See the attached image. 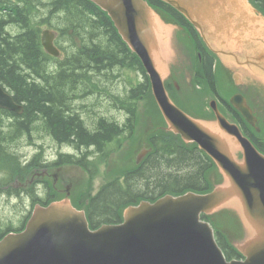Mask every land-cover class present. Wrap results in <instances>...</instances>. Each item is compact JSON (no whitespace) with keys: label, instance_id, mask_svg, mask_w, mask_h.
Segmentation results:
<instances>
[{"label":"trees","instance_id":"obj_1","mask_svg":"<svg viewBox=\"0 0 264 264\" xmlns=\"http://www.w3.org/2000/svg\"><path fill=\"white\" fill-rule=\"evenodd\" d=\"M152 1H148L152 6L185 23L169 5ZM256 1L262 9L264 0ZM44 22L57 24L61 38L69 42L64 46L65 58L44 51L40 27ZM213 67V59L205 56L197 80L215 92ZM125 68L142 73L143 81L133 85L124 80ZM0 84L24 107L22 114L0 108V197L16 200L20 208L26 205L23 201L33 206L56 199L47 185L15 187L25 185L35 168L74 165L93 180L99 166L132 136L139 102L154 99L142 61L109 15L90 0H0ZM35 136L47 147H38V141L32 140ZM47 140L51 142L46 144ZM151 144L153 151L123 180L108 181L97 194L91 185L87 195L76 199L75 205L86 209L92 226L120 223L126 207L144 200L211 190L209 175L216 166L196 144L186 146L165 132L152 136ZM33 145L36 155L25 164L27 148ZM260 148L264 152V143ZM225 214L229 223L221 222L225 239L219 241L227 257L234 259L241 255L227 242L226 233L236 232L242 238L245 231L238 216L229 210ZM28 219L27 212L17 228L0 225V240L21 230Z\"/></svg>","mask_w":264,"mask_h":264},{"label":"water","instance_id":"obj_2","mask_svg":"<svg viewBox=\"0 0 264 264\" xmlns=\"http://www.w3.org/2000/svg\"><path fill=\"white\" fill-rule=\"evenodd\" d=\"M92 1L109 13L144 62L169 130L187 142L198 143L215 160L224 181L209 194L168 195L155 203L131 206L124 212L123 223L98 229L89 227L85 211L77 210L68 198L47 207L36 206L24 231L0 241V264H264V154L221 115L218 121L194 119L173 103L164 85L167 27L145 0ZM163 1L182 12L211 42L224 37L225 44H230L238 39L232 32L236 15L240 18L242 14L251 23L249 30L264 25V18L248 0ZM48 34L45 32L43 44L49 53L59 56L54 36ZM255 40L264 47V37ZM222 52L237 64L253 65L264 74L261 49L255 60L247 62L252 52L249 47L239 56L225 49ZM232 103L254 124L241 95L233 97ZM0 108L23 112L1 85ZM239 152L242 160L237 159ZM221 210L235 212L243 225L245 236L234 242L244 257L241 260L227 259L212 226L202 219L203 214Z\"/></svg>","mask_w":264,"mask_h":264},{"label":"rangeland","instance_id":"obj_3","mask_svg":"<svg viewBox=\"0 0 264 264\" xmlns=\"http://www.w3.org/2000/svg\"><path fill=\"white\" fill-rule=\"evenodd\" d=\"M165 19L169 22H173L171 19L167 18L165 16ZM175 23V22H173ZM55 24V23H54ZM52 24V25H54ZM170 24V23H169ZM248 24L247 26H245ZM261 24V23H259ZM57 25V24H55ZM54 25V26H55ZM249 25L251 23H248L246 18H243V15H240V18H238V15L234 17V24H233V37H237L238 39L234 41L233 43L225 44L224 37L222 40H218L216 42H211L210 46L214 50L219 51V57L222 63L225 65V67L222 65L223 68L217 70L216 77L218 81V90L219 94L225 99H228L232 94L239 92V87L243 88L242 91H247L249 95V104L252 106L253 109H259L264 110L263 107L260 106V104H256V95L251 93L253 88L260 89L263 93L264 97V74L257 70L258 68L253 67H240L236 63V59L234 58H228L223 55V52H221V49L229 50L235 52L238 56L244 52V49L246 47H249V49L252 51L247 59L248 60H255V53L259 52L261 49V52L264 51V47H261V44L255 40V38H263L264 37V25L261 24L260 28L254 27L249 30ZM235 26H238V28L235 29ZM57 27V26H55ZM167 27V34H168V47H167V68L169 69L173 64L177 62L178 59L183 57L182 61L180 62V65L183 67V69H187L186 71L190 74L192 73L196 62V53H195V46L192 42H189L188 46H185V44L188 42L187 39L184 38L183 32H178V29L175 27V25L166 26ZM59 28V27H57ZM260 31H263V33H260ZM177 39L182 43L184 46V56L181 54L180 46L177 44ZM234 37V38H235ZM245 37V38H241ZM245 42H247L245 44ZM69 42L66 40L64 41V46H67ZM179 46V47H178ZM166 68V71H168ZM256 70V71H255ZM225 71V72H224ZM127 79H133L135 81L143 80L142 77L132 75V76H126ZM176 78L178 80L179 84V91L177 95L174 92V95L177 99H179L181 105L183 106V109L190 114L194 115H209V111L213 115L212 111L210 110L209 103L210 101L214 100L213 95H211L204 87L203 90H198L195 94L198 96L199 103L198 105H195V99L192 96V94L195 91L194 85L191 87L187 86L185 80L188 78L187 75L183 72L182 74L176 73ZM125 80V78L123 77ZM194 82V81H192ZM251 87V88H250ZM193 89V90H189ZM256 94V93H255ZM173 97V96H172ZM221 110H224L222 105L219 106ZM209 111H208V110ZM153 105L152 102L148 99H143L139 106V112H138V122H137V131L134 135V137L127 141L125 143V147L123 150L112 157L110 161L106 162L105 164L101 165L98 173L97 178L89 180V176L87 173L80 168H73V167H65L62 171H52L50 170L45 177H43V170L37 169L36 171H33V178L30 179L31 182L40 180H45L52 189L58 190L59 193L56 192L58 198L63 197V188H65L64 183H72V188L70 189L71 195L74 198H77L80 196V194H85V191H87L88 187L95 184V189H97L106 179H108L109 175L112 173L114 175L121 174L124 170H128L132 168L135 164L136 155L138 154V151L144 148V142L146 141L147 135L151 131H156V128L160 127V119L155 113V116L153 113ZM262 120V127H264V115L261 116ZM33 138H36L33 137ZM38 141V147L45 145V143L39 141V138L34 139L33 142L35 143ZM45 141V140H44ZM28 142L27 139H25V143ZM48 142H51L50 140H47L46 144ZM36 146V147H37ZM36 147L34 145L32 147L27 148V154L28 157L31 158L36 153ZM64 149H62L63 151ZM51 152H49L50 154ZM211 179L213 181L219 182L221 179L217 174H211ZM64 178V180H63ZM63 182V183H62ZM12 184V183H11ZM15 185V184H14ZM24 204H26L23 207H18V202L16 200H9L6 196L0 197V225H12L14 228H17L20 225L21 219L23 216L27 214L29 211L28 208H30V202L27 201L26 203L23 201ZM22 204V203H21ZM233 213V212H231ZM228 214L221 215L223 218V224L229 223L225 222V216ZM222 221H220V218L216 219V225L215 228L219 231H224L222 224ZM228 236L231 238V240L237 239L238 236L234 235L231 232L227 233Z\"/></svg>","mask_w":264,"mask_h":264},{"label":"flooded vegetation","instance_id":"obj_4","mask_svg":"<svg viewBox=\"0 0 264 264\" xmlns=\"http://www.w3.org/2000/svg\"><path fill=\"white\" fill-rule=\"evenodd\" d=\"M262 8L264 9V6ZM186 39L188 40V42H190L191 41L190 35H188V37ZM180 47L179 48L181 50V54L184 56V46L182 45V43L180 44ZM205 56L211 58L206 52L205 53H200V61H204V57ZM182 59H184V58L181 57L180 59H178L177 62H176V64L173 66V69H172L173 70V73H172V76H171L172 77V80L168 84L169 87H172V86H174L176 84V81L174 80V78L176 77V73L182 74L183 72L185 73V75L188 76V78H186V80H185L188 88H189V86L190 87L192 86V83H191V80H190L191 77H192L191 74L186 71L187 69L184 70L183 67L180 65V62L182 61ZM240 67H248V66L247 65H240ZM197 69H198V67H197ZM213 69H214V67H213ZM198 75L199 74H198V72L196 70L195 76H198ZM239 89H240V91L234 93L232 96L237 95V94H241V95H243L247 99L246 100L247 101V105L253 110V113H254V115L256 117V120H257L256 126L257 127L256 128L255 127H252V126L250 127L249 125L246 127L244 125V123H246L245 122V118L243 117V115L241 114V112L239 110H237L233 105H231V103H229L230 100L229 101H226V99H225V116L227 118H229L232 122H237L240 125H242L245 134L249 138L252 139V141L255 143V145L259 149H261L260 147L262 146V144L264 143V141L261 140L260 137H257L256 139H254L253 138V135H256L257 133L260 134L261 131H262V129H260L261 127L259 128V126L262 125L261 116L264 115V110L261 111L259 109H253L252 106L249 104V95H248L247 91H242L243 88H241V87H239ZM253 89L254 90H252L251 93L254 94V96L256 95V104H260V106L262 105L261 107L264 108V97H263L262 91L259 88L256 89V90H255V88H253ZM194 92H196V91H194ZM213 95L218 100V102L221 103V102L224 101L223 100V97L217 91H215V93ZM144 145L146 146L147 144H144ZM148 150H150V149L148 148ZM33 157L34 156H32L31 158L27 157L28 159L25 162H23V163H25V164L26 163H29L32 160ZM63 180H64V178H63ZM10 185L11 186H14V183H12ZM63 185L66 186V183H64ZM68 190H69V187L67 188V191Z\"/></svg>","mask_w":264,"mask_h":264},{"label":"bare ground","instance_id":"obj_5","mask_svg":"<svg viewBox=\"0 0 264 264\" xmlns=\"http://www.w3.org/2000/svg\"><path fill=\"white\" fill-rule=\"evenodd\" d=\"M147 3L150 5V7H152V8H155L154 6H152L148 1H147ZM156 9H158V8H156ZM159 10H161V9H159ZM224 15H225V12H224ZM225 28H228V26H227V24H226V27ZM42 36V35H41ZM59 51H60V54H61V57H59V56H57L59 59L60 58H65V54H64V52H63V50L62 49H59ZM7 92L9 93V91L7 90ZM10 94V93H9ZM11 95V94H10ZM12 96V95H11ZM13 97V96H12ZM22 108H23V112H24V107L22 106V105H20ZM22 112V113H23ZM21 113V114H22ZM34 139H37V138H32V140H34ZM196 145H198V143H196Z\"/></svg>","mask_w":264,"mask_h":264}]
</instances>
